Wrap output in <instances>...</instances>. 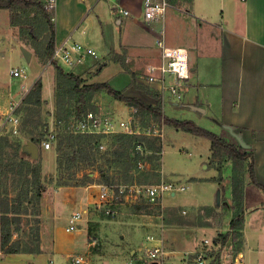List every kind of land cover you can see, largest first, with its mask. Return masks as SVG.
Returning <instances> with one entry per match:
<instances>
[{"label": "crops", "instance_id": "crops-1", "mask_svg": "<svg viewBox=\"0 0 264 264\" xmlns=\"http://www.w3.org/2000/svg\"><path fill=\"white\" fill-rule=\"evenodd\" d=\"M81 2L66 0L65 3L69 5V9L73 8V3L76 6H82L84 9L79 11L76 16L66 15L65 18H60V3L59 0H56L54 18L56 45L72 38L74 41L95 49L87 37L86 26L82 29L79 24L82 19L85 21L89 19L88 16L85 18V14L86 9L90 6L91 10H95L96 19L101 22L100 12L109 9L110 14H114L122 29L129 25V30H134L135 34L131 35L129 39L124 35L126 38L124 40L122 35L121 48L126 52L127 64L130 62L136 68V64L143 63L142 71L140 73L135 71L136 77L135 79L131 77L132 85L128 86L129 89H119L120 86L128 82L126 75L129 73L124 69L120 71L122 72L121 78L115 86L113 85L114 79L111 78L108 81H96L105 67L109 66L107 58H112L113 55L122 51L109 49V57L101 58L98 53L100 58H90L86 63L77 66L70 72L84 78L88 83L109 82L125 95L138 97L148 104L156 105L157 100L153 95L146 93L140 87L141 83L137 82L144 73L145 66L159 64L161 61V49L156 42V32L144 20L142 1L118 0L120 6L130 13L126 17L118 14L114 8L115 2L112 0H90L88 3L86 0H81ZM164 27L165 43L170 47L187 48L191 68L195 71L192 72L180 102H175L173 98L168 97L169 94L163 98V111L167 100L172 115L176 116L180 113L185 117L184 120L193 121L204 129L214 132L229 144L236 146L240 152L251 153L255 160L256 179L264 187V0H170V7L167 9L164 19ZM145 35L148 36L145 38ZM132 36L134 39H131ZM148 37H151L150 41H148ZM9 81L10 84L11 80ZM10 85L6 88V92L0 91V124L2 122L1 114L7 111L8 106L20 102L23 98L22 95H19V90ZM15 85H17L16 82ZM153 86L158 87L157 85ZM146 87L151 92L158 93L154 87ZM130 91L132 95L129 94ZM126 107L128 106L126 105ZM180 138H174L177 142L184 144L179 150L191 158L194 156V152L190 151L187 145L194 146L197 157L192 162L186 161L180 170H174L177 173L181 172L179 174L182 176H178V179L175 180L181 182L182 179L196 185L207 183L208 186L214 187L216 191L215 205L200 203L192 196L177 199L175 195L169 196L171 199L168 200V206L185 210L210 208L218 212L222 204L221 198L223 197L227 201L228 196L227 194L226 197L225 194L223 195L226 186L225 180L216 181L219 173L210 165L212 155L210 141L207 142L204 138H191L186 135H180ZM206 146L209 147V152L205 155L200 154L198 149L202 148L203 152ZM31 154L35 157L33 152ZM205 156L206 158H204ZM42 162L45 172L47 166L50 167V173L56 172V159L47 162L44 156ZM199 165L203 166L206 173L196 172L200 170ZM164 167L162 155V174ZM94 175L97 177L95 179H98V173ZM245 180L246 214L242 231L243 245L239 253L244 257V264H264V196L260 192H250V184L252 183L248 175H246ZM101 184L100 180H95L94 183L78 188L56 187L53 190L56 209L63 210L65 215L61 214L59 217L57 214L55 218L58 221L65 219L67 222L69 216L79 209L97 208L95 205ZM255 187L257 186L255 185ZM134 217L102 219L99 214L97 215V211L89 210L80 224V227H83L76 232H68L67 224L63 226L61 223H56L53 230V264H72V260H68L70 255L73 256L72 251L89 250L87 252H90L95 248L98 252H113L114 250L110 249L113 245L108 240H112L115 236L124 238V235H133L134 230L137 229L133 225L135 220L137 221ZM148 218H146L147 230L157 231V221L155 222L151 217ZM229 220L230 218L227 219L228 224ZM88 223L98 225L100 238L96 236L98 238L96 239V237L92 238L90 235H86V227L84 228V226H86L85 224L88 226ZM163 228L165 247L174 252L173 262L185 264L186 260L182 254L202 248L206 239L210 241L213 239L214 242V238L216 239L220 233L226 232L228 226L224 232L220 233L218 232L221 228L195 226L190 223L173 222ZM227 245H230V242ZM137 249L131 250L129 257L121 255L118 260L119 263L126 264L130 260L136 261L141 257ZM124 251L121 248L114 252L123 253ZM108 263L112 262H99V264ZM0 264H48V262L44 254L4 255L1 251L0 242ZM87 264H92V260L91 262L88 261Z\"/></svg>", "mask_w": 264, "mask_h": 264}, {"label": "trees", "instance_id": "trees-1", "mask_svg": "<svg viewBox=\"0 0 264 264\" xmlns=\"http://www.w3.org/2000/svg\"><path fill=\"white\" fill-rule=\"evenodd\" d=\"M0 10L9 11L10 25L18 29L19 41L32 48L37 62L45 66L52 59L56 47L55 10H47L44 0H0ZM125 53L123 51L122 54H116L113 59L121 63L124 70L135 78L136 74L130 70L132 64H127ZM53 66L57 70L58 122L96 110L95 96L98 93H106L116 101L136 109L137 113L143 117H150L161 127L169 125L179 131L209 140L212 152L210 163L219 173L217 181L221 182L225 179V165H229L232 210L228 229L214 240L213 248H218L220 254L230 242L235 252L240 251L243 245L242 231L246 214V175L249 176L252 184L264 192V187L256 179L255 160L251 153L240 152L236 146L193 121L167 118L163 111V97L159 93L151 92L144 84L140 87L146 93L153 95L157 100L156 105L148 104L138 97L125 95L112 87L109 82L88 83L84 78L66 71L55 62ZM193 71L195 70L191 68V73ZM44 105L43 83L40 79L25 95L17 111L21 116V128L18 135L0 136V242L4 255L43 253L39 243L41 201L46 189L42 174L43 162L41 153L37 159L34 158L30 152L24 150V144L30 141L42 147V142L49 130V124L42 116ZM138 124L146 130V126ZM149 130L154 129L149 128ZM106 139L112 149L106 153H113L116 159L128 162L137 170H140L139 162H147L150 165L148 171L156 169L157 175H162L160 173L162 138L146 133L105 136L61 132L56 143L59 152L56 158L57 169H71L82 164L93 166L98 156H102L100 146ZM145 170L146 168L143 171ZM100 173L102 184H114L103 171L100 170ZM142 208L137 206L136 211ZM30 217L33 219L30 220ZM30 224H32L31 228L35 227L31 234L33 239L29 234L22 233V228ZM16 235L20 237L19 240L15 238Z\"/></svg>", "mask_w": 264, "mask_h": 264}, {"label": "rangeland", "instance_id": "rangeland-1", "mask_svg": "<svg viewBox=\"0 0 264 264\" xmlns=\"http://www.w3.org/2000/svg\"><path fill=\"white\" fill-rule=\"evenodd\" d=\"M45 4L48 0H44ZM66 0H59V8L61 10V16L66 17V15H77L79 11H82L84 8L82 6H76L74 3L72 4V9L68 8V4L65 3ZM69 1V0H68ZM77 3L81 2V0H73ZM90 0H86L88 3ZM84 2V1H83ZM81 4H83L81 2ZM86 9V8H85ZM72 10L71 12H69ZM85 18L88 16L89 19L81 20L79 27L82 29L86 26V32L87 37L91 44L95 47V49L100 54L101 58L104 56L109 57L110 54L108 53L110 50H122V35H124L129 39L131 35L135 34L134 30H129V25H127L126 28H121V25L117 23L116 17L114 14H110V10H104V12H100L101 20L96 19L95 10H91V6L86 9ZM97 10V9H96ZM108 11V12H107ZM17 30V31H16ZM148 36V35H147ZM145 35V38L147 37ZM18 29L12 28L10 25V14L8 10H0V91L6 92V88L8 86H14L16 87V90H19V95H22V100L19 103V106L21 105L25 95L29 92V90L34 86V84L38 80H42L43 83V98L45 100V105L42 109V116L43 119L46 120L49 124V130L47 132V135L49 134L50 130H55L57 134L59 135L61 132L65 133L67 132V125L68 121L71 117H69L66 120H63L61 122H58V114H57V98H56V86H57V70L53 66V63L48 61V63L43 66L39 64L34 56V51L32 48L25 46L22 44L18 39ZM131 39H134L132 36ZM124 40L126 38L124 37ZM151 40V37H148V41ZM121 53V54H122ZM30 54V56H29ZM116 55V54H115ZM107 58V62L109 63V66H106L105 69L102 71V73L99 75L98 78H96V81H108V79H114L113 85L119 81L120 72L122 69H124L123 65L117 61H115L113 58ZM130 64V62H129ZM143 63L136 64L135 66H131L130 70L136 71L140 73L141 67ZM59 65V64H58ZM62 67V66H61ZM15 68H20L23 70V74L26 75V79H20L15 78L12 74V70ZM66 71L70 72L68 68L63 67ZM11 71V74H10ZM126 71V70H125ZM128 72V71H127ZM129 73V72H128ZM132 75L131 73H129ZM129 74L126 75L128 78V82L120 86V90L126 88L129 89L128 86L132 85V78L133 75L130 76ZM132 77V78H131ZM135 79V78H134ZM9 80H11V83L9 84ZM130 80V81H129ZM15 82L17 85H15ZM142 84V83H141ZM112 86V85H111ZM112 86V87H114ZM145 86V85H144ZM28 87V88H27ZM27 88V89H26ZM146 88V87H145ZM129 94L132 95V92L130 91ZM138 95V94H135ZM94 103L98 108H102L104 111H113L116 114L120 115L123 118L128 119L130 117L137 120L138 123L143 124L148 130L149 128H161L163 127L164 131V137L162 140L163 145V158H164V171L162 175L158 176L157 170H150V165L147 163V165L143 168H140V170H137L133 165L129 164L128 162H124V160L116 159L113 153H106L108 150H112L109 147V143L107 142V139L103 141L104 143V149L101 150V155L98 156L97 162L93 166H89L86 164H82L76 167H73L71 169H61L56 170L54 173H50V167L47 166L46 172L42 168V174L43 179L45 181L46 189L43 193L42 201H41V213H40V220H41V226L39 230L40 235V247L42 249V254H44L47 258L48 264H53L52 258H53V247H54V237H53V230L56 225V223H61L63 226L67 224L66 227H68V221L66 222L65 219L58 221L55 217L58 214L59 217H61L64 214V211L60 209H56L57 205L55 204V193L53 190L56 187H73L78 188L80 186H85L90 183H94L95 180H101V173L100 170L105 173L106 176L110 178L114 182V184L118 185H130L132 183L135 184H142V185H151V184H157L161 182L162 180L165 181H173L175 182V179H178V176L182 177L181 172L177 173L174 170H180L183 165H185L186 161L192 162L197 157V154L195 152V147L191 145H187V147L190 149V151L194 152V156L189 158L187 155H185L181 150H179L181 147H183L184 144H181L174 140L176 137L177 139H181L180 135H186L188 137L197 138L196 136L186 133L183 131H179L175 129L172 126L169 125H163L162 127L153 122V119L150 117H143L142 115L138 114L136 109L132 107H126V104L116 101L106 93H98L94 98ZM124 104V105H122ZM19 106L17 107L15 114L17 116ZM164 114L167 118L171 119H177V120H184L185 117L182 114H178L176 116L171 114V111L169 109V105L167 104L166 100V106L164 108ZM23 116V115H22ZM173 117V118H172ZM19 132L21 128V116H19ZM18 132V133H19ZM9 135V134H6ZM2 135V136H6ZM18 135V134H17ZM16 135V136H17ZM47 135L44 139V141L47 138ZM1 136V135H0ZM15 136V135H14ZM113 137V136H112ZM205 139V138H204ZM207 142L208 140L205 139ZM43 141V142H44ZM42 142V147H38L36 144L30 141H26L24 144V150L31 153V143L34 144L37 147V152L35 154L34 158H38L41 153V159L43 160L44 156L46 157V161L50 162L52 160L55 161V159L58 156L57 151V140L52 143V146L49 150L44 149ZM202 148L198 149V152L200 154H204L209 152V147H205V150L202 152ZM106 153V156L104 155ZM203 155V156H204ZM206 158V156L204 157ZM211 165V163H210ZM200 170L196 172H205L206 170L203 169V166H200ZM146 168L145 171H143ZM229 165H225L224 169V177H225V183L226 186L224 187V193L225 197L226 194L228 196V200L225 201L224 198H221V208L218 209V212L214 209L210 208H202L200 210H189V209H183V208H175V207H169V199L171 197H166L165 200L162 202V204H151L149 201L141 196L139 199L136 200V203L133 202H125L122 197L117 199V201L114 204L107 205L99 208H82L83 209H89L91 211H97V215L99 214L102 219L104 218H112L116 219L117 217H134L135 223L133 224L137 229L134 230L133 235H124L123 237H113L112 240H108L109 243L113 245L112 250L118 251L121 248L125 250L123 253L119 252H98L95 248L92 249L90 252H87L89 250H77L72 251L73 256L75 255H85L88 258V261L92 264H99V262H105L110 261L112 263L108 264H121L119 263V258H121V255H127L129 257V253L131 250L138 248L137 252L141 253V249L143 248L144 244L148 242V237L155 236L160 237L164 239L163 236V227H166V225H169L173 222L177 223H190L191 225H202L205 227H212V228H221V230L218 232H224L227 229L228 222L227 219H232V210H231V186L230 181L228 177L229 173ZM98 173V179L94 174ZM164 176V178H163ZM219 176V174H218ZM218 178V177H217ZM167 179V180H166ZM170 179V180H169ZM217 181V180H216ZM179 184L184 185L187 187V190L185 192L177 193L176 197L177 199H184L188 196H192L193 199H196V201L200 203H207V204H214L215 201V188L208 186L206 183H202L201 185L196 184H190L188 181H184L181 179V182ZM223 192V190H222ZM250 192H260L264 196V192L259 188L255 187V185L250 184ZM195 202V201H194ZM96 206V205H95ZM143 207L140 211H136V207ZM184 211V212H183ZM186 211V212H185ZM72 215V214H71ZM70 215V216H71ZM69 216V217H70ZM151 217L155 222L157 221L158 226L157 231L155 230H147L146 228V218ZM179 218V219H178ZM30 220L33 219V217L29 218ZM69 219V218H68ZM229 220V221H230ZM89 225L85 224L84 228L86 229V235L91 236L92 238H95L96 236L100 238L99 228L98 225L95 223H88ZM32 224L28 226H24L22 228V233L29 234L30 238L33 239L34 228H31ZM154 226V225H152ZM83 227V226H82ZM80 227V228H82ZM146 228V229H145ZM154 228V227H151ZM126 236V237H125ZM132 236V237H131ZM96 237V239H98ZM17 240L20 239L18 235H16ZM213 240V239H212ZM211 240V241H212ZM215 240V238H214ZM137 242H139V245H137ZM213 242V241H212ZM211 242V243H212ZM35 245V244H34ZM108 247V246H107ZM215 250V249H214ZM235 252L233 246L226 245L219 254V259L223 260L222 264H234V262L231 261L230 254H228L227 257L224 258V255L227 253ZM33 255H40V254H33ZM71 256V255H70ZM68 258L69 261H71L72 256ZM227 258V261L225 259ZM72 262V261H71ZM219 263V262H218ZM220 264V263H219Z\"/></svg>", "mask_w": 264, "mask_h": 264}, {"label": "built area", "instance_id": "built-area-1", "mask_svg": "<svg viewBox=\"0 0 264 264\" xmlns=\"http://www.w3.org/2000/svg\"><path fill=\"white\" fill-rule=\"evenodd\" d=\"M115 2L114 8L118 14L129 16L128 10L120 6L118 0ZM143 4V14L146 24L155 30L157 37V45L161 49V61L159 64H148L145 66L144 73L138 78L137 82L149 87H154L163 98H173L175 102H180L183 98L184 89L187 87L191 79L190 55L187 48L170 47L165 43V27L164 19L167 9L170 7V0H141ZM47 10L56 9V0H48L45 4ZM158 25V27H156ZM171 50L174 54L166 56L165 50ZM178 49H184L188 68L187 78L179 76L178 72L171 67L172 64L178 63V57L181 55ZM90 58H100L98 52L89 45L74 41L72 38L65 40L62 44L56 45L51 63L55 62L62 67L74 70L77 66L83 65ZM23 70L15 68L12 74L15 78L25 80L26 75ZM20 102L10 104L7 111L1 114L2 122L0 124V135L18 134L20 118L15 114ZM67 131L73 134H90V135H115V134H154L162 138L164 137L163 127L151 130L142 129L137 120L130 117L125 119L113 111H104L102 108L90 110L80 116H71L68 121ZM58 138L55 130H50L43 147L49 150L52 143ZM104 149V144L100 146ZM139 149V148H138ZM147 162H139V167L143 168ZM186 191V187L175 181L162 180L157 184L151 185H100V192L96 202V207L101 209L104 206L114 204L120 197L125 202L136 203L141 196L145 197L149 203L160 205L166 197L175 196L177 193ZM89 213V209L75 211L68 219V232H76L80 228L85 216ZM1 215V210H0ZM215 249V250H214ZM141 257L136 261L130 260L126 264H175L172 257L174 252L166 249L164 240L160 237L150 236L148 242L141 249ZM230 254L231 261L234 264H244V257L239 252H231L224 255V258ZM186 260L185 264H222L223 260L219 259L218 248H213V243L206 239L203 247L193 252H185L182 254ZM72 264H87L85 255H75L71 258ZM227 261V258L225 259ZM219 262V263H218Z\"/></svg>", "mask_w": 264, "mask_h": 264}, {"label": "clouds", "instance_id": "clouds-1", "mask_svg": "<svg viewBox=\"0 0 264 264\" xmlns=\"http://www.w3.org/2000/svg\"><path fill=\"white\" fill-rule=\"evenodd\" d=\"M177 52H179L181 55L178 57V63H174L171 65L172 69L176 72H178L179 76L182 78H187L188 76V68L187 64L185 63L187 57L185 54L184 49H178ZM174 53L171 50H165L166 56H172Z\"/></svg>", "mask_w": 264, "mask_h": 264}, {"label": "water", "instance_id": "water-1", "mask_svg": "<svg viewBox=\"0 0 264 264\" xmlns=\"http://www.w3.org/2000/svg\"><path fill=\"white\" fill-rule=\"evenodd\" d=\"M29 56H30V54H29ZM30 151L33 152L34 154H36V152L38 151L37 150V147L34 144H32V143H31V149H30Z\"/></svg>", "mask_w": 264, "mask_h": 264}]
</instances>
